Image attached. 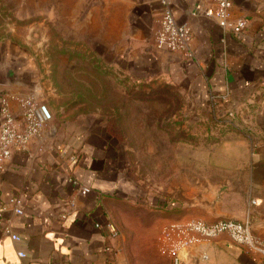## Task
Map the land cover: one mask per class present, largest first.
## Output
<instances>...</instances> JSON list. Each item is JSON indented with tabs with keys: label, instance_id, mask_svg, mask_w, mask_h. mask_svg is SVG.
Listing matches in <instances>:
<instances>
[{
	"label": "crops",
	"instance_id": "obj_1",
	"mask_svg": "<svg viewBox=\"0 0 264 264\" xmlns=\"http://www.w3.org/2000/svg\"><path fill=\"white\" fill-rule=\"evenodd\" d=\"M172 1L177 21L191 28L193 56L154 44L159 0H129L128 73L137 80L166 79L184 96L192 113L235 115L225 136L209 148L176 156L188 178L182 203L172 206L182 207L184 218L205 222L243 220L248 212L253 236L264 242V1L234 0L232 17L249 20L240 34L222 31L213 15H205L214 9L212 0ZM16 50L9 44L0 48V55L14 59L18 70L11 84L0 85V98L5 93L13 98L12 111L18 118V99L36 98L38 93L33 87L35 73L30 76L28 63ZM51 128L54 131L48 135ZM70 177L88 193L74 192ZM129 189L103 130L81 119L53 118L43 136L33 139L24 151L13 152L1 173L0 205L20 197L23 215L4 213L19 241L0 231V264H171L151 251L170 221L133 217L139 205L124 201ZM152 202L150 208L141 205V213L148 208L162 210ZM109 221L118 229L114 237L107 231ZM260 261V255L222 236L183 255L182 264Z\"/></svg>",
	"mask_w": 264,
	"mask_h": 264
},
{
	"label": "rangeland",
	"instance_id": "obj_2",
	"mask_svg": "<svg viewBox=\"0 0 264 264\" xmlns=\"http://www.w3.org/2000/svg\"><path fill=\"white\" fill-rule=\"evenodd\" d=\"M130 4L0 0V48L14 46L28 63L30 76L35 73L36 99L49 108L52 119H81L103 130L130 187L124 201L139 205L133 217L165 224L188 219L181 215L182 207L172 206L182 203L188 178L176 156L209 148L225 136L235 115L192 113L166 79L137 80L128 73ZM152 201L160 204V212L149 211ZM141 205L148 212L141 213ZM151 251L167 258L157 240Z\"/></svg>",
	"mask_w": 264,
	"mask_h": 264
},
{
	"label": "built area",
	"instance_id": "obj_3",
	"mask_svg": "<svg viewBox=\"0 0 264 264\" xmlns=\"http://www.w3.org/2000/svg\"><path fill=\"white\" fill-rule=\"evenodd\" d=\"M159 2L161 16L153 35L154 44L159 49L180 53L187 58L192 57L191 28L188 24L177 21L172 9V0H159ZM212 2L214 9L206 12L205 15H213L222 31L240 34L248 28L249 20L246 17H232L234 0H212ZM12 100L13 98L6 93L0 98V176L13 152L24 151L33 139L43 136L47 125L52 121L48 107L32 96L18 99L21 111L19 117H15L11 106ZM68 183L78 195H85L89 191L79 186L72 177L69 178ZM73 205L74 202L70 201V206ZM7 210L15 217L22 216L23 203L20 197H11L6 204L0 205V231L17 242L19 237L11 232L9 221L4 217ZM106 227L110 237L117 235L118 229L112 221H109ZM222 236H226L233 244L244 248L247 252L260 255L259 264H264V242L253 236L248 212L243 220L224 219L215 222L193 218L173 220L162 228L158 242L171 264H182L183 255L205 242ZM18 256L23 258L25 255L18 253ZM202 259L207 260V256L202 254Z\"/></svg>",
	"mask_w": 264,
	"mask_h": 264
},
{
	"label": "water",
	"instance_id": "obj_4",
	"mask_svg": "<svg viewBox=\"0 0 264 264\" xmlns=\"http://www.w3.org/2000/svg\"><path fill=\"white\" fill-rule=\"evenodd\" d=\"M17 71L14 59L0 55V85L11 84L14 77H16ZM53 131L54 129L51 128L48 135H51Z\"/></svg>",
	"mask_w": 264,
	"mask_h": 264
}]
</instances>
